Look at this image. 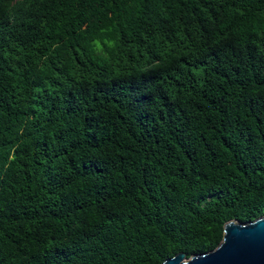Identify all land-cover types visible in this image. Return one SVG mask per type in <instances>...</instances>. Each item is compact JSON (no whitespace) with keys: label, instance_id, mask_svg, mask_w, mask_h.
Listing matches in <instances>:
<instances>
[{"label":"trees","instance_id":"16d2710c","mask_svg":"<svg viewBox=\"0 0 264 264\" xmlns=\"http://www.w3.org/2000/svg\"><path fill=\"white\" fill-rule=\"evenodd\" d=\"M264 216V0H0V264H162Z\"/></svg>","mask_w":264,"mask_h":264},{"label":"water","instance_id":"95a60500","mask_svg":"<svg viewBox=\"0 0 264 264\" xmlns=\"http://www.w3.org/2000/svg\"><path fill=\"white\" fill-rule=\"evenodd\" d=\"M162 264H264V216L253 222L231 221L213 251L187 259L178 253Z\"/></svg>","mask_w":264,"mask_h":264}]
</instances>
